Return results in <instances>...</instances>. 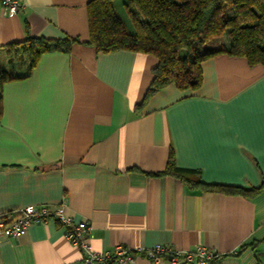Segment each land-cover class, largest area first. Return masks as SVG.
I'll return each mask as SVG.
<instances>
[{
  "label": "crops",
  "instance_id": "crops-1",
  "mask_svg": "<svg viewBox=\"0 0 264 264\" xmlns=\"http://www.w3.org/2000/svg\"><path fill=\"white\" fill-rule=\"evenodd\" d=\"M21 1L18 13L0 5L1 51L28 34L89 40L91 0ZM158 63L83 42L43 54L29 77L5 83L0 213L64 202L92 226L95 251L208 246L223 253L219 264H264V187L244 196L154 174L173 153L205 182L264 185V65L221 53L202 62L199 88L169 84L145 99ZM65 233L53 220L33 223L0 241V264H97Z\"/></svg>",
  "mask_w": 264,
  "mask_h": 264
},
{
  "label": "trees",
  "instance_id": "trees-1",
  "mask_svg": "<svg viewBox=\"0 0 264 264\" xmlns=\"http://www.w3.org/2000/svg\"><path fill=\"white\" fill-rule=\"evenodd\" d=\"M121 5L131 26L118 0H91L88 41L28 34L25 40L13 44L10 68L0 67V119L4 84L29 77L43 54L71 52L76 43L85 42L98 52L131 50L155 55L159 63L145 99L169 84L182 90L199 88L202 62L221 53L243 56L251 65H264V0H121ZM224 35L227 42L221 40ZM214 40L220 42L212 45ZM17 51L25 56L23 71L13 68ZM154 174L175 175L194 189L244 196H253L264 187L205 182L196 176V170L179 167L173 153L166 168Z\"/></svg>",
  "mask_w": 264,
  "mask_h": 264
},
{
  "label": "built area",
  "instance_id": "built-area-1",
  "mask_svg": "<svg viewBox=\"0 0 264 264\" xmlns=\"http://www.w3.org/2000/svg\"><path fill=\"white\" fill-rule=\"evenodd\" d=\"M0 5L11 13H18L23 6L21 0H0ZM56 221L66 228V237L80 247L86 263L97 264H134L140 256H146L153 262L170 260L173 264H219L223 253L208 246H199L196 250H175L165 244L151 248L132 249L121 244L113 251L100 252L92 249L89 239L92 226L87 220L76 221L66 213V204H29L13 211L0 213V241L4 238L19 237L33 223Z\"/></svg>",
  "mask_w": 264,
  "mask_h": 264
},
{
  "label": "rangeland",
  "instance_id": "rangeland-1",
  "mask_svg": "<svg viewBox=\"0 0 264 264\" xmlns=\"http://www.w3.org/2000/svg\"><path fill=\"white\" fill-rule=\"evenodd\" d=\"M118 5H119V8H120V11L122 12L124 17L128 21L129 25L131 26V21L126 16V13H125L122 5H121V0H118ZM221 40L224 41V42H227L228 41V36L224 35L221 38ZM219 42H220V40H214L212 42V45L216 46ZM12 50L15 51V46L14 47H10V48L6 49L5 51H1L0 50V67L10 68V63H12L10 61L11 60L10 58L12 57V55H11L12 53H9V51H12ZM14 51H12V52H14ZM25 64H26L25 56L19 51L15 52V57H14V61H13V66H14L13 68H15L16 70H19V71H23L24 67H25Z\"/></svg>",
  "mask_w": 264,
  "mask_h": 264
}]
</instances>
